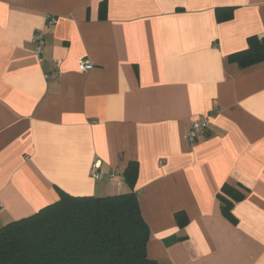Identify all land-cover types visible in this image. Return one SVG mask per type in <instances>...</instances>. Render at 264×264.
Here are the masks:
<instances>
[{
	"label": "crops",
	"instance_id": "0c3cea01",
	"mask_svg": "<svg viewBox=\"0 0 264 264\" xmlns=\"http://www.w3.org/2000/svg\"><path fill=\"white\" fill-rule=\"evenodd\" d=\"M219 7L233 18L219 22ZM255 34L264 0H0V226L61 191L130 192L123 173L137 161L149 258L264 264V62L228 61ZM225 183L244 193L236 223L221 210Z\"/></svg>",
	"mask_w": 264,
	"mask_h": 264
},
{
	"label": "trees",
	"instance_id": "16d2710c",
	"mask_svg": "<svg viewBox=\"0 0 264 264\" xmlns=\"http://www.w3.org/2000/svg\"><path fill=\"white\" fill-rule=\"evenodd\" d=\"M234 10L217 8V20H231ZM247 42L245 49L228 56L230 63L248 68L264 62V36L251 35ZM138 174L139 163L131 161L123 173L130 192L95 196L61 191L56 202L0 226V264H157L147 252L151 231L134 190ZM221 191L222 213L236 223L232 208L244 193L228 183ZM175 218L181 228L189 222L185 211ZM179 239L184 237L167 241Z\"/></svg>",
	"mask_w": 264,
	"mask_h": 264
},
{
	"label": "built area",
	"instance_id": "2783aa9c",
	"mask_svg": "<svg viewBox=\"0 0 264 264\" xmlns=\"http://www.w3.org/2000/svg\"><path fill=\"white\" fill-rule=\"evenodd\" d=\"M48 21L50 24H53L57 22V18L49 17ZM34 42L36 44L35 46L36 54L38 56H42L45 39L41 32H36L34 36ZM78 66L81 71H89L93 68V64L86 59H80L78 61ZM209 128H210V123L208 117L203 120L194 121L186 133V138L190 143H195L199 140L201 136H204L209 131ZM99 168H100L99 163H95L92 169V173L97 179L103 178V174L99 172Z\"/></svg>",
	"mask_w": 264,
	"mask_h": 264
},
{
	"label": "rangeland",
	"instance_id": "374dc122",
	"mask_svg": "<svg viewBox=\"0 0 264 264\" xmlns=\"http://www.w3.org/2000/svg\"><path fill=\"white\" fill-rule=\"evenodd\" d=\"M2 226V225H1Z\"/></svg>",
	"mask_w": 264,
	"mask_h": 264
}]
</instances>
